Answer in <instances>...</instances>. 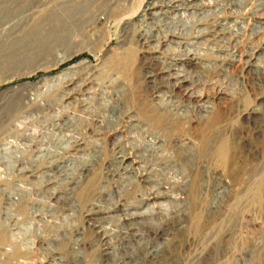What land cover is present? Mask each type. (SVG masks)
I'll list each match as a JSON object with an SVG mask.
<instances>
[{
  "label": "rangeland",
  "instance_id": "1",
  "mask_svg": "<svg viewBox=\"0 0 264 264\" xmlns=\"http://www.w3.org/2000/svg\"><path fill=\"white\" fill-rule=\"evenodd\" d=\"M149 1L0 0V105L17 93L32 90L39 96L28 109L11 114L3 126L4 116L0 118V264H42L52 260L53 249L55 262L64 256L71 264L79 233L83 264L129 261L134 256L126 245L131 231L116 229L127 216L110 213L116 201L140 211L153 205L162 219L144 224L148 248L132 264H264V74L252 68L256 61L264 68V0H206L208 13L197 16L188 29L182 22L170 29L163 18L155 24L157 36L144 41L141 33L152 21L135 17L144 14ZM158 1L174 18L167 9L172 0ZM210 30L216 31L215 37L207 38ZM188 45L208 65L191 70L199 78L193 89L213 98L207 113L172 89L170 78L162 73L186 54ZM69 67L78 78L93 70L97 92L127 90L112 98L114 110L104 105L103 100H110L107 96L92 101L97 116L107 120L102 126L104 152L88 178L65 183L58 193L62 197L52 199L44 174L59 136L51 125L56 114L53 107L41 112L34 105L49 101L55 109L61 106L60 94L70 77L64 71ZM150 73L157 74L156 85L166 91L160 96ZM38 80L42 86L37 89ZM224 90L228 96L219 100ZM18 117H28L29 122L10 131ZM132 117L146 129L135 136V144L129 137ZM42 119L45 125H40ZM30 126L36 139L19 149L24 155L15 157L19 163L9 169L2 157L4 142ZM89 127L79 123L74 135L79 130L81 139L89 138ZM115 133H122L128 151L138 156L151 177L148 182L120 174L123 167L114 163L119 148ZM153 136L163 140L164 148L144 151ZM181 139L197 142L196 159L179 144ZM42 140L44 155L39 158L37 145ZM73 150L74 145L60 156ZM21 161H27L23 170ZM225 180L230 186L223 189ZM158 181L170 191L160 189ZM14 187L21 195L8 219V195ZM116 187L123 189L112 198ZM65 190L72 193L65 195ZM171 196L178 198L167 201V213L159 211V203ZM95 203L101 205L99 212L109 213L105 238L84 219ZM47 210L53 212L52 220L42 219ZM164 237L166 244L152 258L149 251ZM109 244L116 251L113 257Z\"/></svg>",
  "mask_w": 264,
  "mask_h": 264
},
{
  "label": "bare ground",
  "instance_id": "2",
  "mask_svg": "<svg viewBox=\"0 0 264 264\" xmlns=\"http://www.w3.org/2000/svg\"><path fill=\"white\" fill-rule=\"evenodd\" d=\"M206 0H172L168 1L170 5L167 6V9L173 13L175 16L171 18L168 16V12H164V7L161 6V2L158 0H152L145 4V10L143 15H137L136 20H142L149 18L152 21V24L143 29L141 33V38L144 41H147L149 38L153 39L157 36L158 31H155V24L158 25V22L163 18H166L169 22L170 29H176L180 22H182V28L188 29L190 24L194 21L197 16H204L208 13V8L205 5ZM167 2V3H168ZM218 9V8H217ZM167 22V23H168ZM195 23V22H194ZM229 30V29H228ZM205 34V33H204ZM207 38H213L216 35L215 30H210L207 33ZM151 36V37H150ZM200 39L197 38L196 41ZM218 41V40H217ZM181 42V41H180ZM188 42V41H187ZM192 42V41H191ZM194 43V42H193ZM187 48V47H186ZM194 50V49H193ZM186 51V50H185ZM198 51V50H197ZM207 64L202 62L198 57V54L192 53V46L188 45L187 52L184 56L179 59L174 66L166 67L162 73L167 75L170 78V82L173 84L172 89H178L182 91L187 98V100H193L195 103L200 106V113H207L212 109L213 98L210 95L202 96L197 91L193 89L196 82H198L197 75L191 73L193 69H200L206 66ZM208 66V65H207ZM253 70L257 73L264 74V68H262L259 64V61H256ZM64 72L70 73L69 80L66 82L64 87L62 88L60 94L61 106L57 109L54 108V103H40L35 104L34 107L39 109L41 112L49 111L53 107V112L55 111V118L52 122L53 129L58 132V135L52 144L51 147L53 151V160L50 161V168L47 169L44 176L46 179V184L49 187L48 191L50 192V198L57 197L60 199L63 194L62 189L65 187V183H74L77 184L82 180L88 178L90 173L92 172L94 165L99 161L103 152H104V139L106 137V133L103 131L102 126L107 122L106 118L100 119L97 116V109L93 105V100H95L99 96H107L109 98V102L103 100V103L107 108H111L112 110L116 109L112 104V98H119L121 95L126 92V88H122L121 90L116 91H108L107 89L97 92L98 81L93 75V70L88 72L84 77L78 78L75 74L74 67H69ZM150 82L155 85L156 88L159 89V96L166 91L159 88L156 85L157 74L150 73L149 76ZM44 80H48L45 78ZM49 83V82H48ZM34 86L38 89L41 88V80H38ZM34 91L30 90L26 93H17L15 96L11 97L7 100L3 105H0V118L3 119L1 121V126H3L6 122L10 121L9 116L15 113H19L24 109H28L29 105L38 99V95L35 96ZM228 96L226 90L219 93V100H223ZM103 97V99H104ZM226 99V98H225ZM59 101V100H58ZM59 101V102H60ZM101 106V105H100ZM31 110V109H29ZM180 108H178V111ZM253 111H258V109H254ZM31 113V112H30ZM23 114V113H22ZM16 115V114H15ZM14 115V116H15ZM6 117V118H5ZM130 133L129 137L133 144L136 143L137 135H141L142 133H146L145 126L139 122L135 121V118H130ZM28 121V117H18L10 124L9 130H13L14 128L20 127V125L25 124ZM49 121V120H48ZM29 122V121H28ZM47 120L40 121V125H45ZM86 122L88 126H90L89 138H80L81 133L78 130L77 135H74L77 131L79 123ZM34 126L28 127L27 131L24 133H17L16 135L20 137V141H17V136L10 140L7 139L4 142V149L6 154L3 155V159L7 160L6 166L10 168H14L19 162L15 157L19 158V156L24 155V151L20 152L19 149L23 150L24 147L32 146L35 138V129ZM107 130V129H106ZM146 135V134H145ZM46 136V135H45ZM112 137H115V140L119 143V148L114 158V163L118 165L119 168L123 167L121 175L126 176V178H130L132 180H139L148 182L151 177L146 173L145 168L139 162L138 156H133L128 151V143L124 142L122 133H115ZM138 137V136H137ZM54 138V137H53ZM43 143L44 141L38 143L37 149L39 150L38 157L40 158L44 155L43 151ZM179 144L181 146L186 147L189 151L192 152L193 158L196 159V153L198 151L197 142L192 139H181L179 140ZM74 145L73 152L67 153V155L60 156L61 152H66L67 148ZM129 145H131L129 143ZM22 147V148H21ZM209 147V144H208ZM133 148V147H132ZM164 148L163 140H160L159 136H153L148 139L145 144L144 151H151L152 153L157 152L158 150ZM51 150V149H50ZM15 151L16 154L13 152ZM19 151V152H18ZM48 151V150H47ZM18 152V153H17ZM50 152V153H51ZM52 156V155H51ZM59 156V158H57ZM1 158V157H0ZM21 170H23L27 161H21ZM119 171V170H118ZM114 172V171H113ZM177 173V172H176ZM114 174V173H112ZM123 176V177H124ZM125 178V179H126ZM131 180V181H132ZM157 185L160 189L164 191H170L169 188L164 186L161 181L157 182ZM224 188L230 186V182L228 180L224 181ZM121 187H116L111 192V197L115 198L120 196ZM66 194H71V191L65 190ZM21 194L18 192L17 188L14 189L8 195V203L6 207V215L8 219L13 216V211L11 210L12 206H14L15 201ZM180 196L179 194H177ZM176 197V196H175ZM174 196L168 197L166 202L159 203V211L167 213L168 210V200L177 199ZM153 204V203H152ZM100 203H95L90 206V208L86 211L84 215V219L87 223L92 224L97 227V231L101 232V238H105L108 232V226L110 223L104 221L105 218L109 215V213H101ZM157 210L153 205H147L142 211L138 209H131L129 207L121 206L118 201L112 207V211L110 213H121L126 215V218L120 219V226L116 227V229L120 230H130L131 232L127 233L129 235L127 244L129 249H131L134 253V256L131 257L129 261H124L123 264H132L138 257L142 259L144 257L145 252L147 251L148 245L147 242L149 238L145 234L143 230V226L146 223H154V221L160 223V218L157 215ZM168 215V214H167ZM43 220L53 219V212L48 211L45 212L42 216ZM119 221V220H118ZM119 223V222H118ZM119 225V224H118ZM160 225L157 226L159 228ZM135 227L134 229H129ZM114 231V230H113ZM165 235L167 236V229L164 230ZM82 233H79L78 239L73 244V250L75 252V256L72 259L71 264H83L82 255L83 249L81 248L82 243ZM165 237L161 243H154L152 249L149 251V255L152 258H156L163 245H165ZM109 243L113 241L112 238H108ZM139 246V247H138ZM110 257L115 256L116 251L112 248L111 244H109ZM138 247V248H137ZM139 250V251H138ZM109 251H106V253ZM142 253V254H141ZM52 256V260H45L42 264H67L64 256H59L55 262L54 259V249L50 251ZM119 262V259L117 260ZM121 262V261H120ZM118 264V263H117ZM137 264H141L137 263Z\"/></svg>",
  "mask_w": 264,
  "mask_h": 264
}]
</instances>
